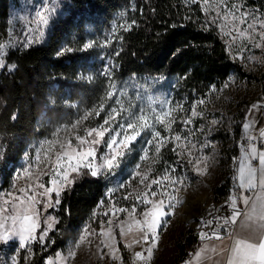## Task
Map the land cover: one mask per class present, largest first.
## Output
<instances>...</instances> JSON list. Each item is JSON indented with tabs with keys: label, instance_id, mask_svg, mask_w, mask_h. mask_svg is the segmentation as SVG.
Masks as SVG:
<instances>
[{
	"label": "snow or ice",
	"instance_id": "obj_1",
	"mask_svg": "<svg viewBox=\"0 0 264 264\" xmlns=\"http://www.w3.org/2000/svg\"><path fill=\"white\" fill-rule=\"evenodd\" d=\"M195 2L196 0H193V3ZM223 2L224 0H217L216 6L219 7ZM203 5L211 7L209 0H203ZM61 8V0H38V3L34 5V15L31 17L21 15L20 21L26 22L23 39L20 38V33L14 34L9 30L7 39L0 40V69L7 67L10 72L15 69V64L6 63V57L11 50L28 49L34 44L44 42L50 26L61 15ZM204 10L207 12L208 8ZM248 18L249 14L246 12L241 13L239 17L242 24L246 23ZM222 19H228L227 13ZM231 19L233 21L237 19L235 13L232 14ZM133 24H135L134 20L131 23L119 25V27L128 31ZM232 30L237 34L233 37V41L237 38L246 39L253 47L264 48V19L253 17L252 23L247 24L246 28L234 25ZM114 35L115 27L113 28ZM111 42V38H108L101 46H108ZM94 46L95 43L89 41L83 45L82 50H88ZM243 50L244 48L240 49L241 52ZM72 51L70 47L61 48L57 56ZM116 55L119 53L117 52ZM114 70L115 65L109 63L101 71L100 75L106 78L104 94L99 97L94 107L86 110L83 116L71 124L72 138L61 141L60 132L68 131L69 126H60L53 132L54 139H45L36 147L34 161L25 153L26 166L17 172L16 179L24 176L30 181L34 180V183H28L26 187L19 188V194L8 193L7 196L10 199L5 198L0 204V245L18 243L16 255L12 257L11 264H17L20 250L26 249L31 254V246L34 243L44 244L49 232L59 222L57 218L47 216L43 221L45 227L41 228L38 204L43 203L44 210L60 205L62 192L70 189L79 176L90 175L94 178L104 177L105 179L115 176L124 165L126 158L133 153L136 144L143 142V147L140 149L142 154L139 156L141 163L135 165L131 176L133 179L139 177V183L144 188V191L136 193L137 203L144 205V210L140 214L142 219H137L133 215L137 211L136 204L133 205L131 211L124 208L115 210L128 211L132 221L128 226V232L133 231L134 223L135 231L141 234L139 238H133L131 243H126L125 247L131 248L133 244L141 242L146 245L143 251L134 252L133 264L136 262L147 264L151 261L159 239L158 229L162 225H167L166 218L173 215L177 205L182 202L178 193L187 186L188 177L176 175L175 167L166 168L162 175L150 177L153 171L152 166L159 162L161 150L167 143L175 142L172 150L182 158L186 156L187 164L197 175L207 174L209 157L204 154V149L212 146L211 143L205 141L198 145L191 139L195 135L191 129L188 130L186 136L173 130V124L178 119L180 123L187 126L192 124L194 118H202L203 113L197 111V106L204 104L205 101H196L192 106L191 115L179 118L175 114L184 111L182 104H173L170 99L160 95L146 94L142 91L133 93L129 89V84L137 80L135 74L129 81L118 82L115 79ZM80 79L91 83L96 77L94 74H82ZM52 102L55 103L54 100ZM256 107V105L253 106V108ZM101 113L104 115L101 116ZM92 116L99 117L102 122L98 121L94 127H85L84 135L77 134L76 130L82 122ZM218 123L216 119L210 121L212 126ZM242 127L244 130L242 139L245 143L241 144L239 166L233 177L236 183L233 185L232 193L225 206L221 209L214 207L209 209L211 219L201 218V227L211 228V234L201 230L199 236L201 241L214 238L222 244L225 238L228 240V245L211 250L216 255L226 256L224 264H264V147L257 146L258 140L264 144V128H259L257 135L253 131L254 121L246 122ZM161 128L168 133L167 136L161 134L159 130ZM198 131L203 132L204 126H201ZM208 132L211 133V128ZM57 144H59V150L55 151L53 159L52 154ZM98 151L102 154L98 155ZM197 152L200 154L196 155ZM3 159L4 153L0 151V160ZM143 162H147V167L141 171ZM42 163H45L46 168L51 165V179L48 182L51 186L48 187L41 181V176L49 175V171L39 174L33 172V169H39ZM126 183H120L117 187L124 188ZM40 189L43 191H38ZM114 191L116 188H108L107 195L111 196ZM53 193L55 194L54 199ZM131 196L132 194L129 193L124 198L130 199ZM38 197H46V199L41 200ZM220 212L224 214H218ZM108 223L111 224L112 221L109 220ZM37 229H40L39 234H37ZM84 232L92 234L88 228H85ZM99 235L108 238L102 240L101 243L109 248L112 258L117 259L115 254L117 249L112 245L115 237L112 235L111 228L105 230L103 221H101ZM120 235L121 237L126 235L123 222L120 226ZM85 239L86 236L81 234L79 240L75 242V247L79 248ZM206 250L207 245L195 253V259L199 260ZM75 256L76 251H69L68 255L62 258L64 264L74 259ZM56 257L57 260L61 259V253H56ZM45 264H56V262L49 257ZM188 264H193V261H189Z\"/></svg>",
	"mask_w": 264,
	"mask_h": 264
},
{
	"label": "trees",
	"instance_id": "obj_2",
	"mask_svg": "<svg viewBox=\"0 0 264 264\" xmlns=\"http://www.w3.org/2000/svg\"><path fill=\"white\" fill-rule=\"evenodd\" d=\"M61 3V15L50 26L44 42L28 53L10 54L6 63L15 64L14 71L9 72L7 68L0 71V147L4 153L0 169L4 185L11 168L31 141L51 136L57 127L71 125L77 114L82 115L98 103L104 94L106 78L95 73L94 82L79 79L87 73L88 66L97 64L91 63V51L79 52V48L87 25L98 33L108 32L119 14L124 15L126 23L134 20L135 24L128 31L121 29L110 47V51H115L117 81L133 74L177 78L180 79L179 96L191 104L193 100L205 99L212 89L222 88L234 73L247 86H254L259 98L264 97V65L257 76L246 73L230 57L217 28L208 21L197 0L195 3L193 0H61ZM244 5L264 16V0H246ZM71 37L77 41L78 48L57 56L60 43ZM248 107L239 103L233 133L216 132V138L224 140V145H232L227 151L234 156V164L239 155L235 143ZM98 121L102 119L89 118L85 125L94 127ZM173 147L171 142L161 150L159 162L153 165V178L171 167L176 168V175L183 169L189 173L190 169L181 165ZM233 169L234 166L215 189L218 198L232 193ZM106 181L104 177L82 175L70 189L62 192L61 204L49 210L59 222L44 244H33L29 264H44L45 259L64 252L77 241L83 225L105 197ZM115 237L119 251L129 262L116 232ZM195 241L180 243L183 260L200 246Z\"/></svg>",
	"mask_w": 264,
	"mask_h": 264
},
{
	"label": "rangeland",
	"instance_id": "obj_3",
	"mask_svg": "<svg viewBox=\"0 0 264 264\" xmlns=\"http://www.w3.org/2000/svg\"><path fill=\"white\" fill-rule=\"evenodd\" d=\"M245 1L246 0H224V2L220 4L219 7H217V0H209V4L211 5V7H209L208 5H203V0H197L202 12L207 16L208 21L217 28L221 39L225 43L226 50L229 53L230 57L234 61H236L246 73L257 76L263 70L264 48H255L246 39L241 40L240 38H237L235 41H233V37L237 35L236 32L232 30L234 25L235 27L246 28L247 24L252 23L253 17L264 19V16L260 11H251L247 9L244 5ZM36 3H38V0H0V40L7 39V33L9 30H11L14 34L20 33V38L23 39V32L26 31V22L20 21L19 17L21 15L28 17L34 15V5ZM225 5L227 6L226 8ZM234 5L236 6L235 8L233 7ZM204 8H208V11L205 12ZM237 9H239V11H237ZM245 12L249 14V18L246 23L242 24L240 22L239 17L241 13ZM217 13H219V16H217ZM226 13L228 15V19H222V17H224ZM233 13H235L237 17L235 21L231 19ZM213 18H215V22H213ZM125 23L126 21L124 15L119 14L117 16V19L112 22L111 28L108 32L101 31L100 33H98L89 25L86 26L84 41L82 45H80L79 52L91 51L93 54L91 63L96 62L97 64L95 66H88V71L84 75L95 73H98L100 75L105 65L109 63L114 64L113 56L115 54V51H110V47L115 42L119 31L123 29L119 27V25ZM114 27L115 35L113 36ZM108 38H111L112 42L108 46H101L104 44V41ZM89 41H93L95 43V46L88 50H82L83 45ZM39 45L40 44H34L28 49H13L10 51L9 55L15 53L16 56H19L21 54H25L35 50ZM69 47L72 48L73 51L78 48L77 41H75V39L72 37L66 40L65 42L60 43L58 51L61 48ZM241 48H244L242 52L240 51ZM12 56L14 57V55ZM1 70L2 69H0V71ZM130 78H126L121 81H129ZM136 78V81L129 84L130 91H132L133 93L135 91H142L146 94L160 95L162 97L170 99L173 104H182L184 111L175 114L179 118H183L186 115L190 116L192 106L196 101H205L204 104L197 106V111L203 113L202 118H194L192 124L187 126L180 123L178 119L177 122L173 124V130L174 132H180L182 136H186L188 135V130L191 129L192 132L195 133V135H193L191 139L198 145L203 144L205 141H209L211 143L212 146H209L204 149V154L209 157L207 174L203 176L197 175L192 170V167L187 164V157L185 156L182 158L178 156L181 165L190 169L189 173L186 169H183V172L180 174L188 177V181H186L187 186L178 193L182 202L177 205L174 210V214L166 218L168 221L167 225H162L161 228L158 229L159 239L153 251V257L151 261L147 262V264H177L182 259V254H180L179 245L185 240H188L189 244L192 240H197V242L201 243V245H208L211 243H222L221 241H217L214 238L204 241H198V231L189 226L183 216L187 208V202L191 199H196V197L199 196L200 193H204V191L211 193V201L214 203H221L227 200L228 197L231 195L228 194L224 198H218L215 193V189L217 188V186H219L223 182L224 178L228 176L234 166V156L227 151L229 145H232H224V140L222 141L221 138H216V132L226 131L230 134L233 133L234 130L232 131V129L234 116L238 110V105L241 102L249 106L247 113L250 109H257L260 113H262L258 106L256 108H253V106L256 105L255 102L259 99V96L254 86H247V84H245L244 81L239 80L236 77V74L234 73L230 75L227 82L223 85L222 88H220L219 90L212 89L205 99L193 100L191 104H186L185 99L179 96L178 94L180 79L145 76H136ZM225 85H227V87ZM239 108H242V106H240ZM83 115L84 113H82V115L77 114L75 119L73 120V123ZM103 115L104 113H101V116ZM89 118L99 117L92 116ZM212 119L218 120L219 123L215 126H212L210 124V121ZM85 121H83L79 129L76 130L77 134L84 135L83 129L87 127L85 125ZM70 126L71 125H69L68 127V131L62 130L60 132L59 139L61 141H66L67 139L72 138L73 130L70 128ZM201 126H204L203 132L198 131ZM209 128H211L210 134L208 132ZM159 130L161 131L162 135H168V133L164 132L162 128ZM243 131L244 130L242 127L241 132ZM45 139H54L53 133L51 134V136L44 137L39 141L30 142L28 148L23 152L17 163L11 168V171L9 173V179L6 185H4L3 183V174L0 169V204L3 203V199H10V197L7 196L8 193L16 192V194H19V188L26 187L28 183H34V180L30 181L24 176H21L20 179L17 180L16 174L22 167L26 166L25 153L32 157L34 161L36 154L35 149L39 145V143ZM73 143H75L74 139ZM172 143L175 147V142ZM142 147L143 142L136 144L133 153L126 158L124 165L117 172V174L106 179L107 189L116 188V191H114L111 196L107 195L106 191L105 197L102 200L103 203H99L98 207L93 211L89 219L83 225L78 235L77 241L79 240L81 234H84L86 236V239L80 245V247L76 248L74 243L64 252H58L61 253V259L59 260H57L56 253L51 256L52 260L55 261L56 264H64V260L62 258L66 257L69 251H76V256L74 259L68 260L67 264H133L134 252L143 251V249L146 247V245L142 242L140 244H133L131 248L125 247L126 243H131L133 238H139V236L141 235L140 233L135 231L134 223L133 231L128 232V226L130 223H132L129 218L128 211H131L133 205L136 204L137 211L133 215H135L137 219H142V215L140 214L144 210V205L137 203L136 193L144 191V188L143 185L139 183V177L133 179L131 176L135 165L137 163H141L139 161V156L142 154V152L140 151ZM58 150L59 144H57L54 148L52 154L53 159L55 151ZM0 151H2L1 147ZM177 151H180V149H177ZM99 154H102V152L98 151V155ZM199 154V152L196 153V155ZM41 158L43 160V156ZM45 163L47 162L45 161ZM45 163H42L39 169L34 168L33 172L34 174H39L43 171H49V175L41 176V181L45 184L46 187H48L51 186L48 183L51 179V165L46 168ZM146 167L147 162H143L141 171H144ZM150 177L153 178L152 173L150 174ZM124 182H127L124 188L117 187V185ZM13 185H15V187H13ZM153 188H155V186H153ZM38 191L43 190L40 189ZM129 193L132 194L131 198L125 199L124 197L127 196ZM52 195L54 199L55 194L53 193ZM38 198L41 200L46 199V197ZM55 207H51L47 210H44L43 203L37 205V209L39 210L41 228L45 227L43 221L47 218V216H52L51 214H49V210ZM120 208L128 209V211H115L116 209ZM105 213H107V215H105ZM109 220L112 221L111 224L108 223ZM101 221L104 222L105 230H107L108 228L112 229V235L114 237L115 232L118 234L119 240L123 244L125 251L129 256V262L124 259L123 255L119 251L116 237L112 240V245H114V247L117 249L115 253L117 259L114 260L112 258L109 248L103 246L101 241L107 240L108 238L101 237L99 235L101 229ZM121 222H123V227L126 232V235L124 237H121L120 235ZM85 228H88L89 232H91L92 234L89 235L88 233H85ZM39 232L40 229H37V234H39ZM223 243L225 245H228L229 242L225 238ZM17 246L18 243L16 242L9 243L8 245H0V264H11L12 257L16 255ZM31 247H33V245ZM102 255L103 258H101ZM31 258L32 253L29 254L26 249H22L20 250L19 255L17 256V264H29ZM136 264H142V262H136Z\"/></svg>",
	"mask_w": 264,
	"mask_h": 264
},
{
	"label": "bare ground",
	"instance_id": "obj_4",
	"mask_svg": "<svg viewBox=\"0 0 264 264\" xmlns=\"http://www.w3.org/2000/svg\"><path fill=\"white\" fill-rule=\"evenodd\" d=\"M227 200L221 203H214L211 201V193L204 191V193H200L199 196L196 197V199H191L187 202V208L183 217L186 223L192 228L196 229L198 233L203 230L211 234V228L201 227V218L203 217L205 219H211L212 217L209 216V209L213 207L215 209H221L223 206H225ZM218 214L223 215L224 213L220 212Z\"/></svg>",
	"mask_w": 264,
	"mask_h": 264
},
{
	"label": "crops",
	"instance_id": "obj_5",
	"mask_svg": "<svg viewBox=\"0 0 264 264\" xmlns=\"http://www.w3.org/2000/svg\"><path fill=\"white\" fill-rule=\"evenodd\" d=\"M250 110L246 114L243 124L246 122L254 121L255 128L253 129V131H258L259 128H264V113H260L257 109H252L251 114H250ZM239 158H240V152L235 160L234 169H233L234 176L236 174V169L239 166ZM204 246H205L204 244L202 245L200 244V246L196 248L195 252L188 259L184 261V264H188L189 261H193V264H224V262L226 261V256H219V255L214 254L211 251L213 248H220L222 246H225L224 243L223 244L222 243L208 244L207 250L201 254V257L199 258V260H196L195 253L199 251L201 248H203Z\"/></svg>",
	"mask_w": 264,
	"mask_h": 264
},
{
	"label": "built area",
	"instance_id": "obj_6",
	"mask_svg": "<svg viewBox=\"0 0 264 264\" xmlns=\"http://www.w3.org/2000/svg\"><path fill=\"white\" fill-rule=\"evenodd\" d=\"M256 106H258V108H260L261 112L264 113V97H260L256 102ZM256 132V134L258 135V131H254ZM242 136H243V132L240 133L239 137L237 138V141H236V145H237V148L239 149V152H240V147H241V144L245 143V141L242 139ZM257 146L258 147H264V144H262V142H260L259 140L257 141ZM201 240L200 239V236H199V239L198 241ZM208 240V239H207ZM201 242V241H200ZM177 264H184V261L183 259H181V261H179Z\"/></svg>",
	"mask_w": 264,
	"mask_h": 264
}]
</instances>
